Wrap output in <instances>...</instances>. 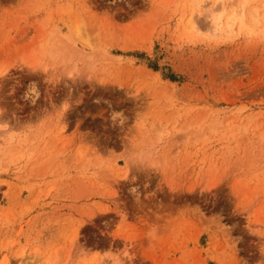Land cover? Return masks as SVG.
Wrapping results in <instances>:
<instances>
[{
    "label": "rangeland",
    "instance_id": "rangeland-1",
    "mask_svg": "<svg viewBox=\"0 0 264 264\" xmlns=\"http://www.w3.org/2000/svg\"><path fill=\"white\" fill-rule=\"evenodd\" d=\"M199 11L198 0H0V69H12L0 106L38 122L46 97L60 104L71 87L73 102L31 159L0 162V264H93L128 244L134 264H264V37L205 44ZM80 20L104 50L103 86L52 87L23 69L41 50L83 51ZM33 80L37 105L22 99Z\"/></svg>",
    "mask_w": 264,
    "mask_h": 264
},
{
    "label": "clouds",
    "instance_id": "clouds-1",
    "mask_svg": "<svg viewBox=\"0 0 264 264\" xmlns=\"http://www.w3.org/2000/svg\"><path fill=\"white\" fill-rule=\"evenodd\" d=\"M109 3L130 5L131 0H109ZM198 4L200 11L197 15L210 26L206 29L197 26L196 30L202 37L203 43L223 44L230 42L233 38L254 39L258 35L264 37V0H198ZM188 27L191 29L192 24L189 23ZM85 28L86 22L83 20L74 25L75 36L80 38L85 46L83 51H72L63 46L59 51L41 50L34 54V64L37 66L25 64L23 69H27L30 73L43 74L44 83L52 87L61 82L68 86L69 81L73 84L87 82L103 86V77L109 72L107 65L103 63L104 50L93 44L91 36L85 34ZM11 70V68L7 71L0 69V81L8 77ZM2 87L3 85L0 84V88ZM15 90L13 86L9 95ZM71 92L72 89L69 87V98L60 104L53 102L50 96L46 97L50 108L42 109V118L38 122L36 120L20 122L15 112L9 118L8 109L0 106V162L4 160L9 163L14 160L27 162L35 154V144L39 139L54 138L58 133H62L67 127L66 116L73 107ZM40 98L41 90L38 82L35 80L29 82L22 99L31 105H37ZM74 103L77 105L82 103V95ZM106 103H109L111 108L110 102L106 101ZM13 119L17 121L16 124L12 123ZM108 119L116 128H123L128 121L124 110L116 109L111 110ZM22 124L28 126L26 138L14 135L18 126ZM131 179L133 187L130 190L135 191L137 189L134 182L138 178ZM148 238L150 243L157 242L159 240L158 229H149ZM92 259L93 264H134L136 254L133 246L128 244L115 250L109 247L100 252L98 260Z\"/></svg>",
    "mask_w": 264,
    "mask_h": 264
},
{
    "label": "bare ground",
    "instance_id": "bare-ground-1",
    "mask_svg": "<svg viewBox=\"0 0 264 264\" xmlns=\"http://www.w3.org/2000/svg\"><path fill=\"white\" fill-rule=\"evenodd\" d=\"M187 23H188V24L191 23V19H189ZM191 24H192V23H191Z\"/></svg>",
    "mask_w": 264,
    "mask_h": 264
}]
</instances>
